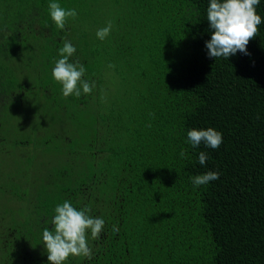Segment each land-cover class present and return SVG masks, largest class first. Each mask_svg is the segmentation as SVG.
Instances as JSON below:
<instances>
[{
	"label": "trees",
	"instance_id": "16d2710c",
	"mask_svg": "<svg viewBox=\"0 0 264 264\" xmlns=\"http://www.w3.org/2000/svg\"><path fill=\"white\" fill-rule=\"evenodd\" d=\"M51 2L77 17L58 28ZM209 3L0 0V264H49L42 234L65 200L105 220L92 258L65 264H264V22L251 55L209 58ZM65 41L90 94L52 76ZM209 127L220 147H193L188 131Z\"/></svg>",
	"mask_w": 264,
	"mask_h": 264
},
{
	"label": "clouds",
	"instance_id": "9594fccd",
	"mask_svg": "<svg viewBox=\"0 0 264 264\" xmlns=\"http://www.w3.org/2000/svg\"><path fill=\"white\" fill-rule=\"evenodd\" d=\"M259 3L260 0H210L207 20L212 34L210 40L206 42L209 58H229L238 52L251 55L247 46L250 40L258 35V26L264 22L256 10ZM49 11L51 19L60 29L65 28L69 17L73 19L77 17L75 9L66 10L56 2L49 4ZM111 28L112 24L109 22L106 27L98 29L97 38L104 40L110 34ZM75 52V46L70 41H65L64 46L59 49L61 58L55 61V67L52 69L53 78L62 84L64 97L74 95L78 98L81 96V88L83 93L90 94L95 87L94 82L83 79L86 72L84 65L79 61H70ZM187 135L193 147L203 143L206 147L218 149L223 142L222 133L212 127L193 128ZM180 155L182 158L186 157L183 150ZM198 159L200 164L204 165L208 159L207 154L201 151ZM217 179L219 173L209 171L194 176L192 183L199 187ZM90 211L91 209L87 207L78 210L68 200L55 207V215L51 219L52 227H45L42 234L49 264H65L70 256L92 258L93 252L89 247L87 234L90 231L94 240L99 239L105 220L90 216L88 214ZM111 230L116 233L119 228L113 224Z\"/></svg>",
	"mask_w": 264,
	"mask_h": 264
},
{
	"label": "rangeland",
	"instance_id": "374dc122",
	"mask_svg": "<svg viewBox=\"0 0 264 264\" xmlns=\"http://www.w3.org/2000/svg\"><path fill=\"white\" fill-rule=\"evenodd\" d=\"M1 60H4V58L3 57H1ZM7 64V63H6ZM13 64H15L16 65V63H13ZM17 72V71H16ZM26 71H25V69H18V76L20 77V78H22L23 76H26ZM32 80H20V82H28V84H29V88L31 87V86H33V85H35L36 86V88L34 89V90H32V92L34 93V94H36V93H39L40 91H39V88H37V85H39L40 84V80H36L37 78L36 77H32L31 78ZM41 84H43V83H41ZM28 93H30V91H28ZM34 94H29V95H27L26 97H28V98H30V106H29V111L28 112H25V111H27V110H25V111H22V112H24L23 114H28L29 113V115H30V117H31V120H32V118H33V116H34V110H33V108H35V105H36V103H35V101L37 100V99H39V98H41V97H43V96H40V95H38V94H36V96L34 95ZM42 101V100H41ZM18 114H20V113H18ZM20 118H22L23 120H24V118L23 117H20ZM30 124V122H28V124L27 125H29ZM1 161V160H0Z\"/></svg>",
	"mask_w": 264,
	"mask_h": 264
}]
</instances>
